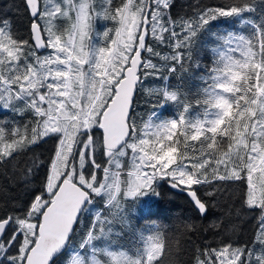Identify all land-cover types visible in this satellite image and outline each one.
I'll return each mask as SVG.
<instances>
[{"label": "snow or ice", "instance_id": "obj_1", "mask_svg": "<svg viewBox=\"0 0 264 264\" xmlns=\"http://www.w3.org/2000/svg\"><path fill=\"white\" fill-rule=\"evenodd\" d=\"M174 6L0 0V264H264V0Z\"/></svg>", "mask_w": 264, "mask_h": 264}, {"label": "trees", "instance_id": "obj_2", "mask_svg": "<svg viewBox=\"0 0 264 264\" xmlns=\"http://www.w3.org/2000/svg\"><path fill=\"white\" fill-rule=\"evenodd\" d=\"M5 4H10L13 0H4ZM15 3H19V0H14ZM199 3L201 6L203 5H212L220 3V0H174V7L172 8L173 16L177 14H184L185 12L191 13V6ZM9 16L15 21V25L17 28L24 32V29L27 24V17L24 16L23 12H16L13 10L12 12L7 13ZM215 23H223L222 21H217ZM102 30V29H101ZM146 86H152V81H149ZM137 102L142 103V98L137 97ZM9 115L6 117L2 113H0V119H8ZM4 183V177H0V184ZM37 184L39 181L36 182ZM161 191V207L158 209L157 215L161 217L159 222L161 224H166L169 228V236L174 238L175 240L180 241V247L182 249L181 253L177 254V250L175 248V244L173 246V255L181 260H187L190 252L188 249L192 246L203 244L205 242V237L209 241L212 240L211 232L205 231L206 228L221 214V209H212L207 218L200 217L199 214L192 208L191 204L188 201L186 195L177 190H171L168 188L166 184H162L160 189ZM21 194L20 188H15L12 192V195L19 196ZM184 218L190 219L194 224H196L199 231H193L187 236H180L177 233V228L181 221ZM215 231V230H213ZM241 239L246 238V234L241 235ZM190 241V243H188Z\"/></svg>", "mask_w": 264, "mask_h": 264}, {"label": "rangeland", "instance_id": "obj_3", "mask_svg": "<svg viewBox=\"0 0 264 264\" xmlns=\"http://www.w3.org/2000/svg\"><path fill=\"white\" fill-rule=\"evenodd\" d=\"M10 115H9V118H10V116H11V113H9Z\"/></svg>", "mask_w": 264, "mask_h": 264}]
</instances>
